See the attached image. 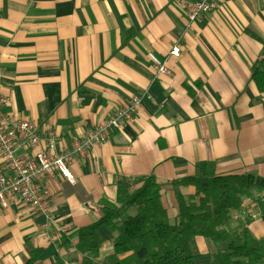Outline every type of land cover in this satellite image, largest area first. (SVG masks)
Returning a JSON list of instances; mask_svg holds the SVG:
<instances>
[{
  "label": "crops",
  "instance_id": "1",
  "mask_svg": "<svg viewBox=\"0 0 264 264\" xmlns=\"http://www.w3.org/2000/svg\"><path fill=\"white\" fill-rule=\"evenodd\" d=\"M216 2L213 12L188 23L175 0H0L3 112L52 131L57 152L130 96H147L108 140L67 164L73 183L58 174L42 181L49 217L18 201L0 211V264H24L29 248L43 249L38 264H80L77 230L102 217L103 201L115 204L118 177L135 190L152 175L170 224L178 214L171 184L191 176L198 162L212 163L216 176L264 178V91L251 80L253 63L264 59V0ZM175 44L179 55L169 57ZM162 61L170 77L153 69ZM177 191L195 193L192 186ZM119 212L122 219L135 214ZM229 215L230 229L243 227L264 246L255 196ZM98 234L101 261L117 233L100 227ZM194 243L196 264H213L210 253L226 246L200 236Z\"/></svg>",
  "mask_w": 264,
  "mask_h": 264
},
{
  "label": "trees",
  "instance_id": "2",
  "mask_svg": "<svg viewBox=\"0 0 264 264\" xmlns=\"http://www.w3.org/2000/svg\"><path fill=\"white\" fill-rule=\"evenodd\" d=\"M251 80L258 92L264 91V59L253 63ZM114 185L115 204L103 201L102 217L77 230L74 250L81 255L80 264H196L200 258L194 243L197 236L213 246L226 243L225 248L210 253L213 264H240L243 258L262 260L264 264L262 242L243 227H228L229 211L237 209L242 199L254 196L264 222V178L247 174L216 176L212 163H196L191 176L171 184L178 208L173 224L168 221L152 175L143 178L135 190L128 178L118 177ZM180 186L194 187V196L179 195ZM119 207L133 208L135 214L122 219ZM100 227L117 236L112 254L98 261ZM59 239L61 246L69 245L63 236ZM42 253L41 248H29L24 264H38ZM120 255L125 256L119 259Z\"/></svg>",
  "mask_w": 264,
  "mask_h": 264
},
{
  "label": "built area",
  "instance_id": "3",
  "mask_svg": "<svg viewBox=\"0 0 264 264\" xmlns=\"http://www.w3.org/2000/svg\"><path fill=\"white\" fill-rule=\"evenodd\" d=\"M175 4L188 23L218 7L216 0H175ZM178 55L179 48L175 44L168 56ZM152 67L157 75L171 76L165 61L155 63ZM145 97V92L130 96L125 105L100 124L87 130L70 148L57 152V137L52 131L39 130L31 121L3 112L7 100L0 91V211L6 210L10 203L18 201L32 213L49 217L48 206L51 199L43 191L42 181L58 174L73 183L74 177L68 171L67 164L75 158L84 157L94 145L108 140L114 130L132 119ZM38 146L41 148L37 149ZM32 150L33 153H27ZM18 151L22 153L17 154Z\"/></svg>",
  "mask_w": 264,
  "mask_h": 264
}]
</instances>
